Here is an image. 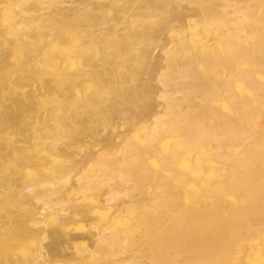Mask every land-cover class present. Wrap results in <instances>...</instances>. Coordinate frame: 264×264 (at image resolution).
I'll use <instances>...</instances> for the list:
<instances>
[{"label":"bare ground","instance_id":"obj_1","mask_svg":"<svg viewBox=\"0 0 264 264\" xmlns=\"http://www.w3.org/2000/svg\"><path fill=\"white\" fill-rule=\"evenodd\" d=\"M50 1L51 0H18L15 6L19 8V13L21 15L28 17L33 14L36 16L38 15V22L44 23V28L50 31L52 28L61 30L64 26H68V30L71 33L70 37L74 40L71 47V56L65 59L56 58L54 59L53 65L54 69H56L54 78L59 83V87L62 88L64 82L74 84L77 79L82 78V76L85 75V70L88 69H86L87 65L89 67V65L93 64V62H97V60L102 57L106 59V56H110L111 58L112 55H123L124 51L122 48L126 46L127 42V47L130 45L131 38L129 39L130 43L128 38L126 39L125 46L120 44L115 47L117 42L116 37L135 32L133 33L134 37V35L137 34L136 31L138 28L141 26L145 28L143 25H149V23L151 24L152 22L151 31H149V26L148 29L146 27V30L149 32H162L163 30V35L166 34L170 41L173 40L176 35L181 34L182 36L177 37L181 39L183 43L182 46L186 45L187 47V43L190 42L189 40L193 37L197 27L190 28L189 23H187V25H181L183 24L182 19L179 18H183V16L181 15V17H178V14L182 12L181 14L186 15V11L189 12V6L187 8L185 4L196 5L199 7L192 9H200L201 4L205 0H58L56 4ZM221 7L226 8L223 3H221ZM229 7L231 9L228 12L224 9L215 11L216 15H218L217 18H221L225 22L230 23L235 19L236 13H248L251 6L244 3V0H240L237 3L230 4ZM196 10L195 13H193L194 10L191 13L197 14ZM200 12L199 14H201V16L204 14V20L210 17L209 13L205 10L202 9ZM78 15L85 17L84 20H77ZM184 17L186 18L185 22L190 18L188 16ZM116 18H118L117 22H119L120 25L116 22L119 25L118 27L113 28L112 25L110 26L111 28L107 27L108 24H113L111 20H116ZM47 22L50 23L52 27H48ZM106 28L108 29L106 30ZM141 29L138 30L145 32L144 29V31ZM108 30L109 34H113V38L115 37V48L108 47V43H106L107 47H102V45L99 47L100 45L98 43H101L100 40L102 41V39L108 38ZM149 32L146 31L144 36H148L150 34ZM151 34L152 35L148 37L153 39L154 37H151L153 33ZM160 34L161 33H159V35ZM155 35L158 37V34ZM137 36L140 39L141 35ZM137 36L134 38L136 39ZM160 37L166 39L165 36L162 37V35H160ZM159 38H155L153 41L148 42L146 41V37H143V41L145 39V45H149V43L157 44V42L160 43L161 41V39L159 41ZM54 39L51 33L46 32V34L42 36V42L37 46V50L31 51L29 59L31 61H39L47 58V53L44 52L43 49L52 47ZM111 41L110 43L112 44ZM132 41V43L135 44L134 39H132ZM136 41L140 46V41H142V39L138 42L137 38ZM143 41L141 44L142 46L143 43H145ZM105 42L106 41H104V44ZM205 42H207V40H204L200 46H204ZM111 44H109V46ZM133 44L131 45V50ZM159 45L157 44L155 48L151 49H157ZM166 45L167 44H165V47ZM127 47L125 48L127 49ZM135 49H137L136 46ZM135 49L133 48V50ZM138 49H140V47ZM149 50L150 49L146 51ZM153 50H151V52L149 51L150 53H148V56L150 60L156 62L157 59L153 56ZM241 51V54L236 52L235 56H243V62L248 63V66L237 68V66L234 67V64H230L229 66H231V68L228 66L226 68V73L222 72L223 74L220 73L217 76L209 77L202 74L200 67V71L196 72V65H192L194 64V59L175 58V56L168 51L164 52L163 57L156 62L158 68L155 75L159 77L161 84L171 85L175 92H165L158 96V98L160 97L161 100H163L165 106H161L160 109L153 108L155 116L154 120L149 123L151 127L143 132L139 140L135 138V141L128 142V147L125 151L111 157H102V154H99L100 151H98L97 153L100 159L92 163V173H90V176L85 173V170H73L74 167L69 156L75 155V147L78 143L69 145L65 148L64 153L58 156V163L61 166L57 174L60 176L57 178L58 183L54 184V188L52 189L44 188L40 196H34L36 203H41V205L37 208V216L30 221L31 224H27L26 226L27 239L25 246L26 251L23 253L24 260L28 262L37 260L39 261L38 264H54L57 260L61 261L76 257L83 262H87L90 257L94 256V250H89L88 248L76 250L78 245L74 243L78 238L88 237V234L86 236H82L81 234H79L81 236L63 234L60 232L59 227L65 224V222L71 224L78 215L86 216L88 214L91 216L97 214L104 223L115 224L120 220V202L118 203L116 201L114 205L104 202L90 204L86 206L87 211L78 209L77 205L73 204L75 208L71 215L68 214V212L63 213L59 208L54 211L47 210V207L49 208L51 206V204H47L52 202V205H60L61 202L63 204V199H71L73 201L72 198H68L67 196H75L77 193H82L83 196H85L86 192L93 189L92 187L95 182L107 183L117 178L122 181L121 184L124 186L125 194L129 196V198L130 190L133 188L141 189L143 187L142 182H144V179L148 178L145 177L147 174L145 171H148L146 157H149L153 152L154 140L158 139L159 136L164 137L165 134L163 133L167 131L165 128H168V130L174 129L175 125L172 128L164 126L165 121L163 118L169 112L168 110H172V108L169 109V107H171V104L173 106L174 102H176L175 93L178 92L179 95L182 94V97L178 99L179 102L175 104L177 109L175 108L176 113L173 115L174 118H178L179 121L182 122L181 124H183L178 133L180 137L178 139L175 138V135V137L169 135L164 137L169 141V146L163 156L162 167L156 172V176L160 179L158 184H163V186L168 188V203L161 206V217L173 219V217L177 216V210L182 200L180 199L182 196L177 197V193L185 186L187 187V184L193 186V184H195L194 182H200L203 179L204 181H209L211 185L213 184L215 186L217 184L216 188L210 191L208 197L216 199L225 195L230 197L238 193L244 196L237 201H233L226 208L227 214L221 219V226H213L210 228L209 222L211 225L210 216L213 210L207 213L202 211L199 207V205H203L202 200L207 198L205 197L206 193L204 190H202L203 193L200 191L199 195L193 193L191 196L184 195L182 203L186 205L188 210H185L180 216L174 219L175 221H173L172 224H178L174 225L176 229H181L190 234H198L199 240H210V244H202L199 248H195L197 253H195L194 256L186 258L178 264H264V77H260L261 79L257 77L259 74H264V52H260L256 55L254 53H248L246 49H241ZM135 52L137 55L138 51L135 50ZM126 53H128V51ZM141 53H143V51L140 52V55ZM228 53L230 54V51H228ZM215 54L216 53L208 52L202 57L201 61L208 69L212 66L210 62ZM136 55L133 57L134 59L132 58L127 61L133 64ZM140 55L138 59H140L141 62L142 57ZM218 55H221V52L218 51ZM130 56L131 55H129V57ZM72 57H75V59H70ZM105 59L102 61L105 62ZM113 59L115 60V58ZM106 62V64H110L108 61ZM111 62H113V60ZM70 64L72 66L71 74H68V76L57 74L59 72L61 73ZM134 64H137V62ZM150 65H152V63L148 64V66ZM191 65L195 73L191 71ZM199 65L200 64H198V66ZM148 66L142 68V70H148ZM124 68L125 67H123V69ZM118 69H120V67L117 69L115 68V70ZM112 70H114V68ZM113 72L114 71H112V73ZM117 72L116 75L119 74V71ZM150 75L151 73H149V76ZM123 77L119 79L106 77L104 78L105 81L99 78V82L106 86L112 84L114 81L118 84L121 81H125V83L134 80L138 81L136 78L132 79L126 77L125 79V77ZM240 78L247 82V86L250 87V90H255V93L260 95L255 103H252L251 99L248 98L246 90L238 86ZM232 85L238 87L236 88L237 92L234 93L232 91ZM96 86L97 85H89L88 83L84 85V95L76 102L69 105L63 113L62 111L45 108V117L48 116L49 118H53L57 128H63L65 124L77 123L76 120L80 118L82 113L88 116V120H97L100 122V126L107 129L108 127H117L115 126L119 121V118L116 120L117 117L124 116L125 121L132 119L130 115L136 112L129 110L125 102L119 97H116L114 100L119 107L118 110L116 107V109H114V111L116 110V118L113 117L114 114L112 115L110 111H106V108H101L106 105H97V101L92 99V94L95 92ZM153 89L150 88L149 90ZM196 90H200L202 96L207 99H205L207 101L206 107L201 108V106L196 104L193 106L192 103L194 101H191V97ZM139 93L143 94L144 92L140 91ZM240 94L243 97L242 100L236 101V99H232L235 96L238 97ZM147 95L152 96L149 95L148 91ZM156 98L155 100L157 101ZM155 100L152 102H155ZM110 102L113 103L112 100H109V103ZM215 103H222L221 105L223 106L221 109L226 112L230 110L227 108V111L224 106L226 107V105L233 104L234 116L217 114L214 107ZM107 105L110 107L109 104ZM113 105L111 107H113ZM155 106L158 107L159 103ZM162 108H164V112ZM106 113H110V116L107 118L104 117ZM241 113L246 114L247 117L251 119L248 129L243 124V116ZM260 114L262 115V121H260ZM209 116L214 118L213 124L214 126H219V129L215 127H212L213 129L209 128ZM11 120L12 124L15 126L19 124L21 122L19 113L15 112L12 114ZM187 120H194L195 122L186 125ZM102 134H105V131L89 134L84 137L85 139L83 141L90 143L98 142L107 136V133L105 136H102ZM10 146L13 147V144H10ZM0 150L1 156L7 154L1 145ZM133 150L137 152L136 155H134ZM62 155H66V157L64 158ZM32 157L33 155L28 156V158L24 159L22 162L26 163ZM49 172L50 169L43 167L37 174L38 177L44 178ZM93 174L96 175L95 178H92ZM102 174L107 175L108 178H99ZM209 176L211 177L209 178ZM19 180H21V174L15 169L13 175L9 179V184H11V186L9 188L5 186L3 189L7 197H10L12 193L16 195V199L21 196V189L17 186L19 185L17 182ZM7 181L8 180H5V182ZM42 184H44V181ZM42 186L46 187L45 185ZM26 189L29 192L34 191L31 187H26ZM222 191L225 192L221 195L220 192ZM109 193L113 194L111 190ZM51 195L56 196L49 197ZM212 198L207 200H212ZM109 199V197L105 198L106 201ZM109 205L111 208H109ZM61 215L67 216L66 219L60 220ZM152 215H154V212H152ZM141 219L142 217L129 221L128 226L137 225ZM49 225L58 226V229L52 231L53 240L51 242L46 241L48 235H46L44 229V227H48ZM126 229L127 228L116 229L113 233L101 237L102 239H99V241H103L105 247H112L120 239L124 241V244L128 243L131 247L129 249L136 250L147 241L148 246H155L159 244L164 237H152V232L145 234L144 231L137 230L123 233L125 236L122 237L120 232H125ZM186 236V233H180L176 237L171 235L165 237L166 239L171 237V240L168 242V249H173L176 254L182 255L189 249L194 248L195 246L189 243ZM75 250L79 251L78 255ZM130 259L132 260L131 264H151L143 263L142 258L139 259L136 253ZM9 263L7 260H4L3 264Z\"/></svg>","mask_w":264,"mask_h":264},{"label":"rangeland","instance_id":"obj_2","mask_svg":"<svg viewBox=\"0 0 264 264\" xmlns=\"http://www.w3.org/2000/svg\"><path fill=\"white\" fill-rule=\"evenodd\" d=\"M56 1L58 0H51L50 2L56 4ZM239 1L240 0H205L201 4L200 9H198L199 11L192 9L198 8L199 6L185 4L187 8L189 6V12L186 11V15L181 14L182 12L178 14V17H181V15L183 16V18H179L182 19L183 24L181 25H187V23H189L190 28L197 27V30L194 31L195 33L193 34V37L189 40L190 42L187 43V47L186 45L182 46L183 43L181 39H178L177 37L182 36L181 34L176 35L173 39L174 41L171 40V43L166 34L164 33L165 35H163V30L162 32H158L161 33L160 35H162V37L165 36L166 39L161 38L157 31L149 32L151 31V24L153 22L151 24L149 23V25H143L145 28H142V26L138 28H142L141 30H145V32H141L137 29V34H135L134 37L141 35L142 38L140 36V39L143 41V37H146V41L148 42L160 37V43L157 42V44L160 45L154 50L151 48H155L157 46L156 43L145 45L146 41L144 39L143 42L145 43H143L142 46V41H140L137 36L138 42L140 41L139 46L136 41L137 38L135 39L133 37V33L135 32L119 36L121 38L116 37V42L115 37L113 38L114 35L109 34V29L107 32L109 34L108 38L102 39V41L100 40L101 43H98L100 45H98L99 47H101V45L102 47L106 46V43H108V47H114L115 42V47H117L120 44H126V39L128 38L129 41L131 38V43L129 41L130 45L127 47V42L126 46H124L127 47V49H130L133 44L132 39H134L135 44H133L134 47L132 46V50H127L125 47L122 48L124 54H116L119 57L112 55L111 58L113 62H111L112 60L110 56H106V59L105 57H102L105 59V62L111 60L109 62L110 64H106L107 62H103V59L101 58L97 60V62H93L89 67L87 65L86 69L88 68L87 70L89 71L85 70V75L82 76V78L77 79L74 84L64 82L63 87L60 88L59 83L54 78L56 75V69H54L53 65L54 59H65L66 57L71 56V47L74 40L70 37L71 33L68 30V26H64L61 30L52 28L50 31L49 29L44 28V23L38 22V15L36 16L33 14L30 17L21 15L19 13V8L15 6L18 0H0V145L7 152L5 156L0 155V264H3L4 260H7L8 263L12 262L9 264H38L39 261L37 260L28 262L23 258V253L26 251V226L27 224H31L30 221L37 216V208L41 205V203H36L34 196H40L41 191H43L44 188L52 189L54 188V184L58 183L57 178L60 176L57 174L61 169V166L58 163V156L64 153L67 146L78 143L75 147V155L69 156V159L72 162L74 171L85 170V173L90 176V173H92L91 165L100 159V157H98L99 154H102V157H111L113 155L121 154L127 149L128 142L135 141L136 139L139 140L143 132L151 127L149 123L154 120L155 116L153 108L160 109L161 106H165L163 100H161L160 97L158 98V96L165 92H175L171 85L161 84L159 77L155 75L158 68L156 62L163 57L164 52L168 51L173 54L175 58L181 57L183 59H194V64L192 65H196V72L200 71V67L202 74L206 77L217 76L220 73L223 74L222 72L226 73V68L230 64H234V67L237 66V68L248 66V63L243 62V56H235L236 52L240 54L242 53L241 49H246L248 53H254L256 55L260 52H264V0H244V3L251 6L249 12L236 13L235 19L230 23L225 22L221 18H217L218 15H216L215 11L224 9L228 12L231 9L229 5ZM221 3L225 4L226 8H222ZM202 9L209 13L210 17H208L207 20H204V14L202 16L199 14ZM195 10L197 11V14H193L195 13ZM184 16L190 17L189 20H187L189 22H185L186 18ZM84 18L85 17L78 15L77 20L79 19V21H82ZM111 21H113V24L110 23L107 27L111 28L110 26L112 25L114 28L120 25L119 22H117L118 18ZM47 26L52 27L48 22ZM148 26L150 29L149 31L146 30V27L148 29ZM107 29L108 28H106V30ZM146 31L150 33H148L149 37L152 35L151 33H153V36L151 37L154 38H149L147 35L144 36ZM46 32L51 33L53 38H55L52 47H46L43 49V51L47 53V58L39 61H31L29 59L31 51L37 50V46L41 44L42 36H44ZM154 33L158 34V37ZM204 40H207V42H205L204 46H200ZM104 41H106L105 44ZM109 44L111 45L109 46ZM165 44H167L166 47ZM135 46L137 49H135ZM137 46H139L140 49H138L139 47ZM133 48L138 51L137 55ZM147 48L150 49V52L153 50V56L157 59L156 62L150 60L148 56V53L150 52L146 51L148 50ZM126 50L128 53H126ZM141 51H143V53L140 55ZM218 51L221 52V55H218ZM228 51H230V54ZM208 52L216 53L210 62L212 64L209 68L210 70L208 67H205L204 63L201 61L202 57ZM129 55L132 57H129ZM135 55L134 63L137 62L138 65L127 61L132 59ZM139 55L142 57L141 62L140 59H138ZM113 58H115V60ZM70 59H75V57ZM149 63H152V65L148 66ZM198 64L200 65L198 66ZM192 65L190 66L192 68L191 71L194 72ZM146 66H148V70H142V68H145ZM119 67L120 69L115 70V68L117 69ZM123 67L127 70L125 68L124 70ZM113 68L114 70H112ZM229 68H231V66H229ZM112 71L116 73H112ZM117 71H119L118 75H116L118 73ZM71 73L72 66L70 64L61 73L59 72L57 74L68 76V74ZM149 73H151L150 76ZM123 76L125 79L126 77L132 79L136 78L138 81L134 80L129 83L121 81L119 84L114 81L112 84L106 86L99 82V78L103 81L106 77L119 79ZM257 77L263 78L264 74H259ZM87 83L89 85H97L95 87V92L92 94V99L97 101V105H106L101 108H106L105 110L110 111L112 115L114 114L113 117L116 118V110L114 111V109L117 108L118 110L119 107L114 100L116 97H119L125 102L129 110L136 112L135 114H132L133 116L129 114L132 119L125 121L124 116L117 117L116 120L119 118V121L115 124L117 127H108L107 129L100 126V122L97 120H88V116L82 113L80 118L76 120L77 123L73 122L72 124H65L63 128H57V125H55L56 122L53 121V118H49L48 116L45 117V108L62 111V113L65 112L69 105L73 104L84 95L85 91L83 86ZM238 83V86H241L246 90V95L251 99L252 103H255L260 95L255 93V90H250V87L247 86L245 80H241L240 78ZM150 88L154 89L149 90ZM232 88L234 93L237 92V86L232 85ZM140 91L144 93L140 94ZM147 91L149 92V95L152 96H148ZM175 95L178 96H175L176 102H174L173 106L172 104L170 105L171 107H169V109L172 108V110H168L169 112L163 120L165 121L164 126L172 128L175 125L176 127L174 126V129H170L171 131L168 130V128H165L167 131H164L163 134H165L164 137L175 135L176 137H174L178 139L180 137L178 133L183 124H181L182 122L179 121L178 118H174L173 114L176 113L177 108L175 104L179 102L178 99L182 97V94L179 95L177 92ZM235 97L230 98L233 100L236 99V101L243 99L241 94L238 95V97ZM203 99L205 100L206 98L202 96L201 91L196 90L191 97V101H194L192 103L193 106L196 104L201 106V108L206 107L207 99L205 100L206 102ZM109 100L113 101V103L110 102L111 105ZM154 100L156 104L159 103L158 107L155 106V102H152ZM107 104H109L110 107H108ZM221 104L222 103H215L214 105L217 114L220 113L221 115L234 116L233 104L226 105V107L224 106L225 109L229 108L230 111L227 109L229 114L221 109L223 106ZM112 105L114 108L111 107ZM162 111L164 112V108H162ZM15 112L19 113L21 117V122L16 126L11 122L12 114ZM241 115L243 116V124L248 129L251 119H249L246 114L241 113ZM108 116H110V113H106L104 117L107 118ZM261 117L262 115L260 114V121H262ZM208 120L209 128L215 127L216 129H219V126H214L213 117L209 116ZM194 122V120H187L186 125ZM100 131H105V134H102V136H105L107 133V136L100 141L91 143L83 141L85 139L84 137L87 135ZM164 137L159 136L158 139L154 140V147L152 148L153 152L149 157H146L148 171H145V173H147L145 177L148 178L144 179V182H142L143 187L141 189L133 188L130 190V198L125 194L124 186L121 184L122 181L117 178L115 180H110L107 183L95 182L92 187L93 189L86 192L85 196H83L82 193H77L75 196H67L68 198H72L73 201L71 199H63V204L61 202L60 205H52V202L47 204H51L49 208L47 207V210L54 211L59 208L63 213L68 212L70 215L75 208L73 207V204H76L78 209L87 211L86 206H89L90 204L104 202L114 205L117 201L118 203L120 202L119 206L121 209L120 220L115 224L104 223L97 214H93L92 216L90 214L86 216L78 215L71 224L66 222L65 224H62L61 227H59V230L63 234L66 233L75 236H86L88 234V237L78 238L74 243L78 245L76 250H83L84 248L94 250V256L90 257L87 262H83L76 257L61 261L57 260L54 264H131L132 260L130 258H132L135 253L138 254L139 259L142 258L143 263L178 264L182 260L194 256L195 253H197L195 248H199L202 244H210V240H199L197 236L198 234H190L181 229H176L174 225L178 224H172L173 221H175L174 219L180 216L185 210H188L186 205L182 203L184 195L191 196L192 193L199 195L200 191L203 193L202 190H204L206 193L205 197L207 198L202 200L203 205H199V207L202 211L207 213L213 210V213L210 216L212 222L211 225L209 222L210 228L213 226H221V219L227 214L226 208L233 201H237L244 196L238 193L237 195H232L230 197L225 195L216 199L208 197L210 191L215 189L217 184L215 186L213 184L211 185L209 181H204L203 179L200 182H194L195 184H193V186L187 184V187L185 186L177 193V197L182 196V198H180L182 200L177 210V216L173 217V219H165L161 217V206L168 203V188L163 186V184H158L160 179L156 176V172L162 167L163 156L169 146V141ZM10 144H13V147L10 146ZM98 151H100L99 154L97 153ZM133 152L134 155L137 154L135 150H133ZM31 155H33V157L29 161L26 163L22 162ZM62 156L64 158L66 157V155ZM43 167L50 169V172L44 178L38 177L37 172ZM15 169L21 174V180L17 181L19 183L17 186L21 189V196L17 199L14 193H12L10 197H7L3 192L5 186L8 188L11 186V184H9V179L13 175ZM95 177L96 175L93 174L92 178ZM105 177L108 178L107 175L102 174L99 178L104 179ZM210 177L211 176H209V178ZM5 180L8 181L5 182ZM43 181L44 184H42ZM42 185H45L46 187H43ZM26 187H31L34 191L29 192ZM110 190L113 194L109 193ZM224 192L225 191L220 192L221 195ZM52 196L53 195L49 197ZM55 196L56 195L53 197ZM106 197H109L110 199L106 201ZM209 198H212V200L208 201L207 199ZM110 205L109 208H111ZM152 212H154V215H152ZM66 217L67 216L61 215L60 220H64ZM140 217H142V219L139 220L137 225L128 226L129 221ZM123 228L127 229L125 232H120L122 237L125 236L123 233L131 230L144 231L145 234L152 232V237H164L163 240L155 246H148L147 241L136 250L129 249L131 247L128 243L124 244V241L120 239L112 247H105L104 242L99 241L104 235L113 233L116 229ZM44 229L46 235H48L46 241L51 242L53 240L52 231L58 229V226L49 225L48 227H44ZM180 233H186L189 243L192 246H195L184 252L182 255L176 254L173 249H168L167 246L171 237L167 239L165 238L170 235L176 237ZM76 250L75 252H77L78 255L79 251Z\"/></svg>","mask_w":264,"mask_h":264}]
</instances>
